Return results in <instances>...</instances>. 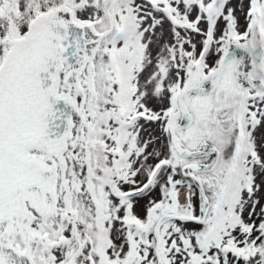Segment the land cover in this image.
I'll use <instances>...</instances> for the list:
<instances>
[{
  "label": "snow or ice",
  "instance_id": "6c2138e0",
  "mask_svg": "<svg viewBox=\"0 0 264 264\" xmlns=\"http://www.w3.org/2000/svg\"><path fill=\"white\" fill-rule=\"evenodd\" d=\"M0 264H264V0H0Z\"/></svg>",
  "mask_w": 264,
  "mask_h": 264
}]
</instances>
